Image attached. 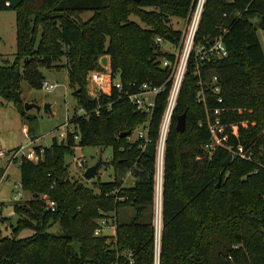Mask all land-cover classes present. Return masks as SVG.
Here are the masks:
<instances>
[{
	"label": "trees",
	"instance_id": "obj_1",
	"mask_svg": "<svg viewBox=\"0 0 264 264\" xmlns=\"http://www.w3.org/2000/svg\"><path fill=\"white\" fill-rule=\"evenodd\" d=\"M7 1L0 0V9L16 12V57L0 64V94L25 115L21 79L39 88L43 68L66 67L83 112L70 116L75 132L60 140L55 135L40 160L20 162L30 197L14 202L18 217L12 234L0 235V264H129L127 250L134 264H155L153 208L156 174L163 166L159 264H264V48L257 32L264 30V0H206L195 43L213 40L228 27L223 40L229 55L199 61L207 81L205 102L198 96L194 53L189 59L163 166L159 161L157 166L156 154L171 70L161 58L174 60V54L156 37L178 43L182 29L172 17L188 18L196 0H21L16 7ZM88 9L94 13L83 20ZM255 15L261 16L258 24ZM102 54L110 55L111 76L119 75L124 88L92 95L88 74L104 68ZM215 74L219 93L210 87ZM144 82L164 86L150 113L126 92L138 91ZM182 112L186 128L181 131L176 122ZM147 118V141L121 135ZM210 126L221 140L212 150ZM75 133L80 145L112 146L114 177L99 182V190L82 182L77 187L79 180L67 176ZM239 145L250 147L252 159L235 154ZM220 167L223 179L217 184ZM128 172L133 181L122 186ZM44 195L56 201L54 210ZM123 206L132 207L134 215L125 221L117 217L112 238L96 235L97 220ZM57 221L61 234L48 230ZM24 228L32 233L19 236Z\"/></svg>",
	"mask_w": 264,
	"mask_h": 264
},
{
	"label": "rangeland",
	"instance_id": "obj_2",
	"mask_svg": "<svg viewBox=\"0 0 264 264\" xmlns=\"http://www.w3.org/2000/svg\"><path fill=\"white\" fill-rule=\"evenodd\" d=\"M93 10H85L81 13L83 20L89 19L93 15ZM130 18L137 21L138 23L145 25V23L135 14H131ZM261 16L255 15L253 21L258 24ZM187 18H180L177 16L172 17V24L182 29L183 32L187 26ZM260 41L264 48V30L261 27L257 29ZM181 40L178 43H173L171 41H166L162 44L163 50L167 51H176L179 52L182 50L183 42ZM16 52V12L12 8L0 9V64L3 63H12L15 59ZM104 54L99 56L101 57ZM110 57L109 54H106ZM111 58V57H110ZM109 58V59H110ZM109 59L107 62L101 65L103 69H96L100 72L107 74L111 72V67H109ZM43 74L45 79L49 82L56 83V87L52 90H46L42 85L37 88L31 86L25 78L21 79V89H22V102L23 108L26 111V114H21L18 107L12 100L6 99L0 94V148L5 151H12L15 147L19 145H25L29 142L28 135L31 134L32 137H38L35 141L29 144L30 147H36L38 145L45 147L52 144L53 137L56 135L59 136L60 125L66 121L68 115L71 116L74 113H81L82 109L78 104V100L74 95V87L70 84L68 70L66 67L60 68H43ZM109 75V74H108ZM106 76V75H105ZM107 78V77H106ZM119 75L115 76L114 80L118 79ZM109 78L104 82V87L107 91H112V80ZM88 90L92 95L100 93L98 90V84L95 80L91 79L88 74ZM25 102L33 103L30 108H25ZM51 104V112L44 110L45 103ZM139 127L136 126L133 131L130 133V136H126L127 140L136 139V130ZM60 140V137H58ZM80 138L76 139V143L72 145L73 152L69 155H66V162L68 163V168L70 174L67 176L71 177L73 180H79V182L86 185L94 187L96 190H99L98 183L101 181H107L114 177V168L110 164V159L113 154L111 145H92L84 144L80 145ZM158 148V145H157ZM165 151V146H164ZM157 166L159 161V152L157 149ZM84 157L85 161L83 165L78 166L75 163L76 157ZM100 157L103 160H106L100 167V171L97 175L93 176L90 179H87L83 176L84 170L87 166L95 163ZM165 154L163 152L162 156V166L164 164ZM10 155L6 153L4 156L0 157V171L3 173L0 176V209L4 213L8 212L10 209L14 208V196L16 193H23V196L20 198V201L28 199L30 197L29 191L25 190L21 183V171L20 163L18 160H13L9 162ZM164 167V166H163ZM163 167H162V198H163ZM157 170V169H156ZM224 167H220L216 170L215 180L219 184L222 179V172ZM9 173V176L7 174ZM157 173V171H156ZM227 172H225L226 175ZM156 174V180H157ZM161 178V176H160ZM133 181V177L130 172L125 176L124 183L122 186L130 185ZM78 182V183H79ZM157 187V186H156ZM155 187V200L153 208V224L156 227L158 223L157 213H156V197H157V188ZM161 198V199H162ZM134 215V210L132 207H120L118 212H111L109 214V225L104 226L103 234L108 235L114 232L113 229L116 228V219L119 220H128ZM18 214L16 213L8 221V225L4 222H0V235L12 234L13 224H15ZM160 223V224H159ZM159 227L162 229V218L159 219ZM48 230L61 234L63 233V228L60 223L53 222L52 225L48 227ZM32 233L31 229H22L19 233V236H26ZM112 238L114 235H108Z\"/></svg>",
	"mask_w": 264,
	"mask_h": 264
},
{
	"label": "built area",
	"instance_id": "obj_3",
	"mask_svg": "<svg viewBox=\"0 0 264 264\" xmlns=\"http://www.w3.org/2000/svg\"><path fill=\"white\" fill-rule=\"evenodd\" d=\"M8 3V1H7ZM206 0H196L194 4V8L192 12L190 13L189 17L187 18V26L185 31L183 32L182 36V50L179 52L176 51H170L174 54V60L170 59L168 57H162L161 58V65L168 67L171 70L170 78H171V86L169 89L168 97L166 106L164 108L160 126H159V140H158V152L160 149H162V153L164 152V146L166 144V139L169 134V130L171 128L172 122H173V115L175 111V107L177 105V100L179 97L180 88L185 76V73L187 71L188 62L191 58L192 54L194 53V58L197 61L196 64V72L200 76L199 84L201 86L198 96L199 99L203 100L205 102V96H204V84L207 83V81H204V79L201 77V70H200V63L199 61H211L218 58H224L229 55V51L226 47V44L223 40L224 33L227 31L228 27H224L223 33L220 34L218 37H216L213 40H207L206 43H200L199 45H196V35L199 29V25L201 22V18L204 11ZM156 41L162 44L166 42L161 36L156 37ZM111 70V69H110ZM109 74V75H108ZM89 75L91 79L95 80L98 84V91L99 92H106L107 91L104 87V82L107 81L109 78L111 79V72H108L105 74L104 72H100L99 70H91L89 72ZM106 75V76H105ZM107 77V78H106ZM113 83V86L117 89H123L124 85L121 82V80L118 78L116 80H111ZM211 90L214 93H219L221 91V85L218 81V75L215 74L211 78ZM56 83L49 82L47 79H44L42 81V87L46 90H52L54 87H56ZM112 86V87H113ZM164 88L163 85H150L147 82H144L139 86L138 91L134 93L127 92L128 97L130 100L136 105L137 108L141 110H145L147 112H151L154 105L156 96L158 93ZM97 95V94H96ZM220 101H222V97L220 96L218 98ZM208 109V108H207ZM83 112V110H82ZM149 118H147L144 122H141L139 124V127L136 130V139L138 138H144V140H148V129H149ZM210 121V118L208 117V122ZM212 132H213V140L207 144V147L209 150H212L217 145L221 144V140L219 137L215 134V127L210 126ZM60 132L59 136L60 139H65L70 132H75V127L70 121V116L68 115L65 122H63L60 125ZM75 138L77 139L79 137L78 134H74ZM127 136H130L127 135ZM29 142L25 145H19L15 147L12 151H5L4 149L0 148V157L4 156L6 153L10 155L9 162H12L14 159L18 160L19 163L22 162L24 159H30L34 161H38L43 157L44 148L41 145H38L36 147H30L29 144L32 143L34 140L28 135ZM235 154L247 158L252 159V152L249 148H245L242 145H239L238 150L235 151ZM85 159L84 157L78 156L76 157L75 163L78 166L83 165ZM162 175L161 178H157L156 181V188H157V197L159 196L160 199V219L162 218ZM23 196V193H16L14 196V200H20V198ZM48 200L47 207L54 210L56 207V201L54 199H51L47 197L46 195L43 196ZM157 212V210H156ZM16 214V211L14 208L10 209L8 212L4 213L2 210H0V222H4L6 226L8 225V221L12 216ZM98 225L95 227L94 233L96 235H104L103 229L104 226L109 225V218L108 217H101L97 220ZM156 236H155V242H156V256H155V264H159V251H160V244H161V227L158 228V224H156ZM125 255L128 257L129 264H134L135 259L133 257V253L130 250H127Z\"/></svg>",
	"mask_w": 264,
	"mask_h": 264
},
{
	"label": "water",
	"instance_id": "obj_4",
	"mask_svg": "<svg viewBox=\"0 0 264 264\" xmlns=\"http://www.w3.org/2000/svg\"><path fill=\"white\" fill-rule=\"evenodd\" d=\"M21 2V0H8V3L11 7H16L19 3ZM110 57H108L106 54H104L101 57V63L104 64L107 62V59H109ZM109 67H111V58L109 59ZM33 103H29V102H25V108H30V106H32ZM44 110L47 112H51V104L50 103H45L44 105ZM176 128L178 130H184L186 128V112H182L181 114L177 115V122H176ZM131 133V130H124L121 132V135H129ZM231 154L228 155L227 159L225 160V162H228V160L230 159ZM106 160H103L102 157H100L95 163L87 166V168L84 170L83 172V176L87 179L92 178L93 176L97 175L100 171V167L103 163H105ZM61 181H63L61 179ZM80 182L77 184V187L80 186Z\"/></svg>",
	"mask_w": 264,
	"mask_h": 264
},
{
	"label": "bare ground",
	"instance_id": "obj_5",
	"mask_svg": "<svg viewBox=\"0 0 264 264\" xmlns=\"http://www.w3.org/2000/svg\"><path fill=\"white\" fill-rule=\"evenodd\" d=\"M162 156H163L162 149H160V151H159V165L162 164ZM160 176L161 175H158V178H160ZM156 210H157L156 213H157V219H158L157 222L159 223V219H160V199H159V196L156 197ZM159 224H158V226H160Z\"/></svg>",
	"mask_w": 264,
	"mask_h": 264
},
{
	"label": "crops",
	"instance_id": "obj_6",
	"mask_svg": "<svg viewBox=\"0 0 264 264\" xmlns=\"http://www.w3.org/2000/svg\"><path fill=\"white\" fill-rule=\"evenodd\" d=\"M181 29V28H180ZM170 51H172V50H170ZM30 137L35 141L36 139H38V137H32L31 136V134H30ZM7 176H9V173L7 174ZM1 208V207H0ZM0 210H2V209H0ZM3 211V210H2ZM107 226H110V225H107ZM114 230V232L112 233V234H108V235H115V233H116V228L115 229H113Z\"/></svg>",
	"mask_w": 264,
	"mask_h": 264
}]
</instances>
